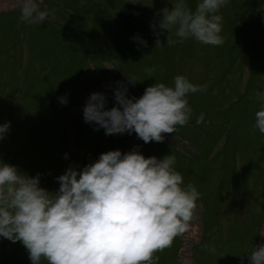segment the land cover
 Returning a JSON list of instances; mask_svg holds the SVG:
<instances>
[{
  "label": "clouds",
  "instance_id": "9594fccd",
  "mask_svg": "<svg viewBox=\"0 0 264 264\" xmlns=\"http://www.w3.org/2000/svg\"><path fill=\"white\" fill-rule=\"evenodd\" d=\"M170 2L174 7H165L159 22L160 30H168L167 43L223 44L218 13L228 0H196L194 9L189 0ZM18 6L22 23L41 25L51 15L37 0H18ZM206 89L184 75H176L171 85L148 86L139 98L129 97L121 86L110 109L106 95L95 92L85 104L84 119L106 135L134 132L144 143L163 142L165 133L189 124V94ZM256 96L260 107L253 128L264 134V91ZM203 122L201 114L195 123ZM10 127L0 123V140ZM175 163L174 155L145 156L138 147L110 150L82 169L68 167L52 192L41 187L39 174L33 177L0 161V237L22 242L32 264L42 258L47 264H157L153 254L187 231L200 197ZM248 254L250 264H264V244H255Z\"/></svg>",
  "mask_w": 264,
  "mask_h": 264
},
{
  "label": "rangeland",
  "instance_id": "374dc122",
  "mask_svg": "<svg viewBox=\"0 0 264 264\" xmlns=\"http://www.w3.org/2000/svg\"><path fill=\"white\" fill-rule=\"evenodd\" d=\"M95 1L94 10L84 17L83 15L81 17V0H55L53 3H47L45 6L51 15L41 24L45 27L41 29L36 24L20 22L18 0H0V94H2L1 88L6 84V90L10 93L5 106H0V123H11L5 138L0 140V161L17 166L21 173H29L32 156L30 146L29 144L26 146V141L24 146L20 145L21 136L17 123L21 119H39L40 113L36 109L37 100L34 101L35 93L39 89H42L47 99L55 98L61 102V97H67L66 90L60 85L58 79L62 76L70 78L72 72L84 67V64H81V54L85 50L99 54L103 48L98 46L96 41L107 40L109 43L105 44L104 50L109 47L110 54L120 56L122 60L127 58L131 63L135 62L139 72L144 71L146 65L142 63L147 60V57L153 56V53L163 52V36H159L162 34V30L159 29L160 6L154 9L151 6V0H141V2L140 0H131L135 2L138 15L136 20L138 21L139 18L143 27L152 29L155 36H131L133 35L131 33L100 37V32L107 25L108 20L113 22L116 29V26L119 27L117 20H121V18L116 13H110L111 10H114L110 3L112 0ZM37 2L40 3L41 0H37ZM101 8L107 10L97 15V10ZM68 20L73 23L76 36H82L83 39L90 37L94 41L85 44V41L81 40L80 43L74 44L63 37L57 40L56 36H70L67 29L65 34L61 30L62 27H68ZM136 20L133 18V21ZM50 23L54 24L56 28ZM153 24L156 25L155 29L152 27ZM49 30L52 31L47 34ZM49 36H52L51 42ZM23 39L24 42H22ZM142 40L147 43H141ZM157 41L160 44L157 45ZM194 44L197 57L190 58V61L187 60L188 64L181 70L182 74L191 82H196L204 77H208L209 83L216 78L219 79L224 64L216 61V47H212L206 59L204 51L200 49L203 44L196 41ZM31 55L33 57L44 55L43 62L50 64L46 70L51 76V80L47 79L46 82L44 79L43 83L34 80V78H44L38 75L41 68L39 59H36L32 65L34 74L27 72ZM192 55H195L194 52ZM206 61H209L208 64L211 65L214 63V68L211 71H209V67H205ZM95 62V60L91 61L88 69H93L97 73L96 66H93ZM156 62L155 66H158V60ZM107 64L111 67L109 63ZM247 70L246 63L243 69H237L230 82L222 81L215 87L216 93L212 100L214 104L229 105L235 101L237 93L245 89ZM126 80L123 84L133 89L131 81L127 82ZM83 81L80 80V87L82 85V100L85 107L89 97L95 92L84 89V86L92 85L89 82L92 81L91 78L89 81L86 79ZM22 82H24L23 85ZM116 83L119 81L112 83L113 86L103 84L102 88L106 92H115L117 90ZM31 84L32 89L29 90ZM66 85L68 86L69 83L67 82ZM258 91H264V87H261L260 84L254 96L246 98L235 107L233 116L230 117V114L227 113L223 119L216 117L214 120L211 118L212 128L208 127V130L213 134L206 140V146H198L202 152L198 160L192 164H184L180 161L175 163L176 170L183 175L184 183L196 186L200 197L187 231L176 236L169 247L153 254L154 258L158 257L157 264H180V260L183 264H248L250 262L248 253L254 248L259 234L257 245L264 244V134L253 128L255 112L260 107L256 96ZM137 94L141 96L140 91H137ZM21 95L25 96V99ZM105 95L107 97L108 93ZM10 96L14 102L10 101ZM249 105L252 110L249 109L245 112L246 106ZM21 111H24L22 115ZM80 115L81 118H84V109L81 110ZM92 124L97 126L95 122ZM36 125L37 123L34 122V126ZM101 129L102 131H95V135L105 141V130ZM220 131L223 136L217 143H213L214 134ZM67 134L73 144L75 134L69 126ZM123 134V140L127 141L131 149L135 148L134 142L131 140V133ZM164 136L165 140L174 141L167 133ZM182 142L190 153H196V148L189 141ZM214 144L215 146H213ZM136 145L138 144L136 143ZM212 147L213 151L209 155L208 151ZM122 148L126 152L130 150ZM122 148L107 147L101 149V154L116 149L122 151ZM176 148L186 154L181 145L177 144ZM9 151L10 153H8ZM72 154L74 165L82 169L85 159L76 152H72ZM214 155H217L216 159L213 158ZM190 249L194 261L190 256ZM0 264H32V261L29 251L22 242H13L0 237ZM41 264H47V262L42 258Z\"/></svg>",
  "mask_w": 264,
  "mask_h": 264
},
{
  "label": "trees",
  "instance_id": "16d2710c",
  "mask_svg": "<svg viewBox=\"0 0 264 264\" xmlns=\"http://www.w3.org/2000/svg\"><path fill=\"white\" fill-rule=\"evenodd\" d=\"M54 1L55 0H43L39 3V7L41 10H45L47 8L45 5L47 3H53ZM110 3L114 8V10H111L110 13H116L117 16L121 18V20H117L119 27L116 26L115 29L113 22L108 20L106 22L107 25H105L100 32V37L119 36L131 33L133 34L131 36H155L152 29L150 30V28L143 27L139 18L138 21L136 20L138 15L136 13L135 2H132L131 0H112ZM189 5L194 9L196 0H189ZM95 6V0H81V17L82 15L83 17L89 15L94 10ZM151 6L154 9L157 6L161 7V15L159 16L160 20L162 19V10L165 7H168L169 9L174 7L170 0H151ZM103 9L105 8L98 9L97 15L102 11L107 10ZM218 14L222 16L221 36L224 41L223 44L220 46L203 44V46H200V49L204 51V55H206L205 57L207 59L209 51L212 50V47H216V61H220V64H224L219 79L216 78V80L209 83L208 77H204L196 82H193L201 86L207 85V89L203 92L189 94L188 102L192 108V116L189 124L186 126H177L174 133H167L175 142H169L164 139L163 142L152 141L144 143V141L138 138L134 132H129L131 133V140L137 142L146 149L145 153L142 152L145 156L163 158L165 155L170 154L175 156L176 162L180 161L184 164L194 163L199 159V157H201L202 153L200 147L198 146H206V140L213 134H211L208 130V127L212 128L211 118L214 120L216 117L223 119L227 113L230 114V117L233 116L235 107L246 98L254 96L259 84L261 87H264V0H228V3L220 8ZM133 18L137 22L133 21ZM68 23V27H62L61 30H63L65 34L67 29L70 36H56L57 40H60L63 37V39H69L74 44L80 43L81 40H84L85 44H90V42L94 41L90 37L83 39L82 36H76L73 23H71L70 20H68ZM51 25L56 28L54 24ZM37 26L41 29L45 28L41 25ZM51 31L52 30L47 31V34ZM82 31L83 30L81 28V32ZM168 35V30H162V34L159 36H163V52H157L155 53L156 55L153 53V56L150 55L147 57V60L142 63L146 65L143 72H139L136 69L138 66L134 64L135 62L131 63L127 58L126 60H122L120 56L110 54V52H108L109 47L104 50V48H106L105 44L109 43L107 40L96 41L97 45L102 47L103 50L99 54H94L92 51L85 50L84 53L81 54V64H84V67H80L79 70L77 69L72 72L70 78L62 76V78L58 79L60 85L64 90H66L65 95L67 96V103H62L55 98L47 99L44 92H42V89H39L38 91L36 90L37 93H35L34 101L37 100L36 109L40 113L38 116L39 119H21L17 123V128L19 130V135L21 136V147L22 145L24 146L25 141L26 146L27 144L30 146L28 147L30 148L32 158L30 161L31 168L28 171V175L36 176L39 174L42 185L41 187H44L52 192L59 189L60 184L57 177L62 175L68 167H76L73 163L72 152H76V154L83 156L85 159L84 166H86L89 163H94L99 158L101 149L118 146V148L124 147L131 150L127 141L122 138V135L124 134L118 133L108 136L105 134L106 140L103 141L95 135L97 126H93L92 123H88V125L87 122H85V119L83 117L81 118L80 113L81 110L84 109V103L82 100V85L80 87V80L82 82L84 79H86V81H89L90 78L92 79V81H89L92 85L87 82L88 85L84 86V89L86 90L101 93L103 92L105 94L108 93L106 104V108L108 109L116 106L115 92H106L102 88L103 84H111L113 86L115 81H119V83H116L115 87H126L128 96L136 98L141 97L146 88L156 82H163L166 85H171L176 75H183L181 72L182 68L188 64L187 60L190 61V58H194L195 56L197 57V52L195 51V40L189 39L178 44L167 43ZM226 36L228 37L226 38ZM51 37L52 36H49L50 42ZM173 39H175V37H173ZM22 42H24V39ZM193 52L195 55H192ZM36 59L41 61V63H39L41 68L40 71H38V75L43 76L44 78H34V80H39V82L42 83L45 80L47 82V79L51 80V76L46 70V67L50 64L48 65L43 62L45 59L44 55L36 57L31 55L27 65V72L34 74V67H32V65ZM94 60L96 62L93 66H96L95 68L97 69V73L93 71V69H88L91 61L94 62ZM156 60L159 62L158 66H155V63H157ZM107 63H109L111 67H109ZM206 63L205 67H209V71H211V69L214 68V63H212V65L208 64L209 61H206ZM246 63L248 70L245 89L242 92L237 93V98L229 105H226L225 103L219 105L214 104L212 100H214L213 98L216 93L215 87L222 81L230 82L237 69H243ZM75 64H77L76 61ZM131 68H133V70H131ZM149 69H154V71L149 72ZM129 76L134 78L136 82L133 83ZM52 78L54 77L52 76ZM125 79H127V82L128 80L131 81L133 89L123 84ZM67 82L69 83L68 86L66 85ZM23 84L24 82H22V85ZM31 86L32 84L30 85L29 90L32 89ZM1 89L2 94H0V106L4 107L10 93L6 90L7 84ZM137 91L141 92V96L137 94ZM13 94L14 93L12 92V95ZM22 97L25 99V96ZM10 101L14 102L11 96ZM249 109L252 110V107L250 105L246 106L245 112ZM23 113L24 111H21V115ZM201 114L204 115V122L197 125L195 121ZM34 122L37 123L36 126H34ZM224 125L225 124L223 123V126ZM68 126L75 134V141L73 144H71L67 134ZM98 130L102 131L101 128ZM214 135L213 143H217L221 139L220 137L223 136L221 135V131ZM184 140L189 141V143L196 148V153H190V151L185 150L190 154L187 155L181 153L176 148L177 144L184 146V143L182 142ZM213 146H215V144ZM122 151L125 150L122 148ZM212 151L213 147L210 151H208V154L210 155ZM8 153H10V151ZM8 153L7 155H10ZM216 157L217 155L213 156L215 159ZM176 166L177 165L174 167L176 168ZM259 237L260 234L257 238L256 245L258 244ZM184 243H186L185 240ZM189 253L193 260L191 249L189 250ZM180 264H183L182 260H180ZM248 264H250V262Z\"/></svg>",
  "mask_w": 264,
  "mask_h": 264
},
{
  "label": "flooded vegetation",
  "instance_id": "af4514ba",
  "mask_svg": "<svg viewBox=\"0 0 264 264\" xmlns=\"http://www.w3.org/2000/svg\"><path fill=\"white\" fill-rule=\"evenodd\" d=\"M103 141H104V140H103ZM133 142H134V146H135V148H136V147H137V146H136V143H137V142H135V141H133ZM137 144H138V143H137ZM130 147H131V146H130ZM182 147H183V150H184V151H185V150H186V151L188 150L185 146H182ZM139 150H140V149H139ZM140 151L142 152V150H140ZM186 151H185V153H186L187 155H190V154L187 153ZM188 151H189V150H188ZM125 152H126V151H125Z\"/></svg>",
  "mask_w": 264,
  "mask_h": 264
},
{
  "label": "water",
  "instance_id": "95a60500",
  "mask_svg": "<svg viewBox=\"0 0 264 264\" xmlns=\"http://www.w3.org/2000/svg\"><path fill=\"white\" fill-rule=\"evenodd\" d=\"M140 150H142L143 152H145V149L141 146H137Z\"/></svg>",
  "mask_w": 264,
  "mask_h": 264
}]
</instances>
